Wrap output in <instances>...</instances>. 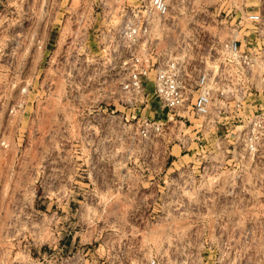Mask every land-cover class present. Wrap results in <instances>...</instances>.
<instances>
[{
  "label": "rangeland",
  "instance_id": "rangeland-1",
  "mask_svg": "<svg viewBox=\"0 0 264 264\" xmlns=\"http://www.w3.org/2000/svg\"><path fill=\"white\" fill-rule=\"evenodd\" d=\"M58 1L40 0V39L48 17L74 13L83 0H62L59 8ZM168 1V17L153 31L159 40L139 51L182 52L200 68L208 52L215 68L226 41L264 43L245 17L257 11L264 21V0ZM5 4L0 0V51L8 54L0 58V151L16 152L0 187V244L17 249L23 264L33 263L21 250L34 264H69L67 251L77 245L87 260L73 264H264V134L252 153L235 140L256 107L213 93L208 118L185 105L164 120L156 105L116 103L106 89L110 77L97 73L96 49L86 59L77 46L63 51L84 20L55 27L60 39L51 49L59 59L45 57L32 74L31 0L17 10ZM98 83L106 90L96 96ZM216 181L232 182L227 191L246 201L211 203L202 216L192 197L226 190L205 184Z\"/></svg>",
  "mask_w": 264,
  "mask_h": 264
},
{
  "label": "built area",
  "instance_id": "built-area-1",
  "mask_svg": "<svg viewBox=\"0 0 264 264\" xmlns=\"http://www.w3.org/2000/svg\"><path fill=\"white\" fill-rule=\"evenodd\" d=\"M168 2L136 0L133 5H124L120 0H83L74 13H66L64 10L54 24L59 28L66 22L71 23V20H84L79 25L82 26L81 31L71 30L67 35L63 51L71 52L77 46L84 53L79 54L76 51L75 54L86 59L90 55L88 51H91L87 47V41L92 34L96 41V52L91 53V56H94L95 63L100 61L102 66L97 73L110 77L106 89L115 93L114 99L120 105H156V109L165 116L164 120H170L185 105L191 113L208 118L213 104V93L219 97H228L237 107H256L235 140L242 144L244 151H257L259 135L264 134V106H261L264 103V43L257 46L250 41L243 45L236 40L226 41L223 44L224 61L215 68L207 64L213 61L208 52L200 57V61L204 63L200 68L190 65L182 52L167 53L165 50L162 54H155L139 51V45L159 40L153 31L167 19ZM245 17L251 24L250 30L254 38L263 37L264 21L260 13L250 11ZM59 39L57 37L55 41L58 42ZM40 40L37 38L36 41ZM63 56L67 59V54ZM54 57L59 59L57 54ZM76 59L78 58H74V61ZM70 61H73L72 58ZM65 73L71 75L70 68L67 67ZM94 89L96 96L100 91L106 90L99 83ZM153 129L158 130L159 123H154ZM140 134L144 136L145 131L141 130ZM205 184H210L211 188L222 187L226 190L222 191L225 193L223 195L220 194L222 192H202L201 196L192 197L193 203L203 207L200 213L202 216L207 213L211 203L227 206L229 203L246 201V198L231 196L230 190L227 191L234 186L232 182L216 181ZM256 201L259 202V199Z\"/></svg>",
  "mask_w": 264,
  "mask_h": 264
},
{
  "label": "crops",
  "instance_id": "crops-1",
  "mask_svg": "<svg viewBox=\"0 0 264 264\" xmlns=\"http://www.w3.org/2000/svg\"><path fill=\"white\" fill-rule=\"evenodd\" d=\"M22 0H6V4L5 6L7 7V9H9V7L13 10H17V8L20 7ZM62 2V0H59L55 6H57L58 8L62 5H60ZM2 3V2H1ZM48 7H51V5H49ZM41 5H40V0H31V4H30V11H31V18H30V27H31V45H32V49H31V53L27 56L28 60H31V64H32V74H39L41 71L40 69V64L42 59H44L45 57H47L48 61H51L52 59H54L55 56V52L54 50H52L51 48L55 45L54 41L55 39L53 38V36H56V32L57 30H55L56 25L54 24L55 20L51 17H48L47 20L45 22H43V26L45 28L46 34L45 37L42 38L39 42H37V38L39 39V37L37 36L38 33V29L40 27V11ZM58 29V28H57ZM93 31V30H92ZM56 42V41H55ZM57 43V42H56ZM96 44V41L94 40L93 35H89L88 37V41H87V47H89L90 50L94 49V46ZM47 48V49H46ZM8 56V54H4L2 53V51H0V58L2 59H6ZM16 151H0V187H2V182L4 180V175H5V167L8 164V156ZM203 193L202 192H198L197 195L201 196ZM221 195L225 194L224 192L220 193ZM1 202V201H0ZM2 214L0 211V229L2 227ZM78 246V245H77ZM77 246H72L74 247V250L72 249H68L69 251V255L67 256V262H69V264H73L75 262L78 261H86L87 258H85V254H81L83 251L79 250L77 248ZM71 247V248H72ZM81 252V253H80ZM19 252L17 251V249H9V246L7 244H0V264H23L24 262L21 260H16V256ZM21 254H23V256H27L28 260H31L34 264V257L32 256V254H28L26 251L21 250L20 252ZM10 257V260L8 259ZM26 257V258H27ZM28 264V263H27ZM51 264H58L56 263V258H55V262L51 263Z\"/></svg>",
  "mask_w": 264,
  "mask_h": 264
}]
</instances>
